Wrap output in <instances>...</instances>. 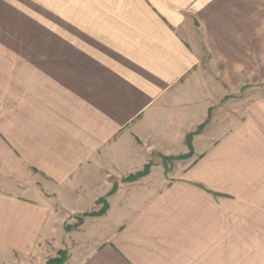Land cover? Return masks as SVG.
Returning a JSON list of instances; mask_svg holds the SVG:
<instances>
[{"label":"crops","instance_id":"crops-1","mask_svg":"<svg viewBox=\"0 0 264 264\" xmlns=\"http://www.w3.org/2000/svg\"><path fill=\"white\" fill-rule=\"evenodd\" d=\"M18 73L0 77L18 185L0 187V264H42L104 197L64 264H264V0H64V86ZM187 153L173 179L151 164Z\"/></svg>","mask_w":264,"mask_h":264},{"label":"rangeland","instance_id":"rangeland-1","mask_svg":"<svg viewBox=\"0 0 264 264\" xmlns=\"http://www.w3.org/2000/svg\"><path fill=\"white\" fill-rule=\"evenodd\" d=\"M13 71L20 72L22 87L64 86V0H0V77ZM188 157L189 153L165 160L154 158L151 164L161 168L163 165L169 173L164 177L173 179V169L188 161ZM4 177H0L2 189H17L18 185ZM105 198L98 201L94 213L106 211ZM86 217L79 214L56 225L66 237L63 234L43 246L39 252L42 264H64L68 250L61 243L81 228ZM78 243L74 240L73 247Z\"/></svg>","mask_w":264,"mask_h":264},{"label":"trees","instance_id":"trees-1","mask_svg":"<svg viewBox=\"0 0 264 264\" xmlns=\"http://www.w3.org/2000/svg\"><path fill=\"white\" fill-rule=\"evenodd\" d=\"M188 145V147H190L189 146V143L187 144ZM179 158V157H178ZM162 159H166V158H162ZM148 171H149V165H146L145 167H144V169L141 171V172H138V173H136L135 175H130V176H128L126 179H124V181L125 182H132V181H135V180H137V179H139V178H141V177H143V176H145V175H147L148 174ZM115 190V187H113V189H112V191L110 192V193H112L113 191ZM106 209H107V207H105ZM105 209V210H106ZM105 211H103V212H97V213H92V214H90V215H93V216H100V215H102L103 213H104ZM85 215H87V214H85ZM88 216V215H87ZM63 260H65V256H64V259ZM63 260L61 261H59L60 263H62L63 262ZM59 264V263H58Z\"/></svg>","mask_w":264,"mask_h":264}]
</instances>
